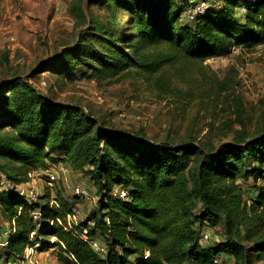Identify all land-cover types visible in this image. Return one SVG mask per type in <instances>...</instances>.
<instances>
[{
    "label": "trees",
    "instance_id": "16d2710c",
    "mask_svg": "<svg viewBox=\"0 0 264 264\" xmlns=\"http://www.w3.org/2000/svg\"><path fill=\"white\" fill-rule=\"evenodd\" d=\"M89 2L109 16H90L75 45L42 65L54 74L72 77L80 66L95 75L130 68L153 74L177 62L227 56L233 47L264 45V0H222L192 19L198 1ZM263 158L264 128L209 152L189 143L147 142L106 130L81 108L12 78L0 85V217L14 228L2 244L5 261L24 260L32 246L52 249L60 264H224L215 261L223 254L238 264L264 262V193L246 203L236 183L264 178V167L257 166ZM62 161L74 169L89 166L90 181L101 192L98 208L73 229L65 227L71 203H28L16 188L3 186V180L25 183L29 172ZM115 186L127 191L126 199L111 194ZM238 224L244 236H237ZM206 225L222 226L225 240L201 242Z\"/></svg>",
    "mask_w": 264,
    "mask_h": 264
},
{
    "label": "rangeland",
    "instance_id": "374dc122",
    "mask_svg": "<svg viewBox=\"0 0 264 264\" xmlns=\"http://www.w3.org/2000/svg\"><path fill=\"white\" fill-rule=\"evenodd\" d=\"M194 1L200 4L205 0ZM213 3L221 5L222 0L206 2ZM74 4L81 8L76 10ZM90 16L105 21L109 11L89 0H0V85L21 77L48 99L81 108L100 127L147 142L189 143L209 152L224 142H241L262 132L264 45L252 50L233 47L227 56L177 62L153 74L130 68L118 74L95 75L80 66L69 77L42 66L51 65L63 50L75 45L80 33L87 30ZM61 163L68 170L60 173L53 186L37 180L33 185L21 184V189L25 193L35 189L41 203H78L80 220H84L98 208L101 192L90 181L89 166L74 169ZM257 166L264 167V158ZM236 183L244 191L246 203L264 193V178ZM75 184L85 186L94 198L82 201L73 196L70 187ZM13 229L0 217V264L6 259L1 242ZM204 229L206 245L225 240L222 226L206 225ZM234 229L237 236H244V226L238 224ZM221 261L238 264L224 254ZM252 264L264 262L254 259Z\"/></svg>",
    "mask_w": 264,
    "mask_h": 264
},
{
    "label": "built area",
    "instance_id": "2783aa9c",
    "mask_svg": "<svg viewBox=\"0 0 264 264\" xmlns=\"http://www.w3.org/2000/svg\"><path fill=\"white\" fill-rule=\"evenodd\" d=\"M207 7L206 2L202 1L200 4H197L196 6L193 7L192 11L189 13V17L192 19L194 18L195 14L203 12ZM244 10V7L241 8V11ZM68 170V167L65 164L61 163H47V166L44 168L36 169L31 172H29V181H43L45 184L49 186H53L54 183H56L57 180L60 179V173H64ZM4 181V180H3ZM6 188H16V190L24 196L26 201L28 203H31L33 201H37L39 198V195L37 191L33 188L29 189L26 193L21 189V184H16L14 185L13 183H8L5 184ZM71 194L75 197H79L82 201H90L94 198L93 193H91L85 186H82L80 184H75L70 187ZM111 194L116 197H120L122 199L127 198V191L125 189H122L118 186H115L112 189ZM54 201V200H53ZM53 204V203H51ZM56 204V203H54ZM41 213L39 211H35L33 213V216L35 218H39ZM80 221V211L77 208L76 204H72V207L70 208V211L66 212V229H73L75 226L78 225ZM11 233V231H10ZM9 235V233H8ZM87 235V229H83L81 232V237L83 239H86ZM8 238V237H7ZM208 239V234L207 230H204L201 232V237L200 241L205 243ZM7 239L1 242V244H5ZM91 244L93 247L96 249H99V243L97 240H92ZM33 247H27L25 249V252L28 250V252L32 249ZM148 251L143 255V258H147L148 256ZM28 258L27 253L24 254V260H6L4 261L3 264H25V260ZM216 262L221 263L220 259H216ZM38 264V263H34ZM129 264H139V259H134L132 260Z\"/></svg>",
    "mask_w": 264,
    "mask_h": 264
},
{
    "label": "crops",
    "instance_id": "0c3cea01",
    "mask_svg": "<svg viewBox=\"0 0 264 264\" xmlns=\"http://www.w3.org/2000/svg\"><path fill=\"white\" fill-rule=\"evenodd\" d=\"M61 163V162H59ZM63 164V163H61ZM29 182H31V184L33 185V182L35 181H28L27 183H21L22 185H27ZM71 204H75V203H71ZM78 204V203H76ZM28 255V258H26L25 260V264H34V263H38V264H60L57 260V257L55 255V253L52 252V249L49 250H43L40 251L37 248H32L29 252L28 250L26 252H24V254Z\"/></svg>",
    "mask_w": 264,
    "mask_h": 264
}]
</instances>
